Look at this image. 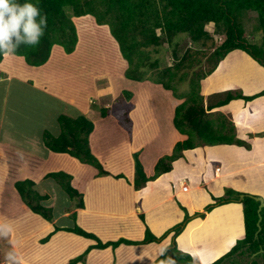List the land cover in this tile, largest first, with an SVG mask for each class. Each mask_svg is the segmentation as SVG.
I'll list each match as a JSON object with an SVG mask.
<instances>
[{
  "label": "crops",
  "instance_id": "obj_1",
  "mask_svg": "<svg viewBox=\"0 0 264 264\" xmlns=\"http://www.w3.org/2000/svg\"><path fill=\"white\" fill-rule=\"evenodd\" d=\"M6 57L8 56H5L1 63ZM44 65L26 67L36 70ZM73 70L80 79L89 76L91 72L83 62L73 67ZM14 77L16 76L7 75L5 70L0 68V89L6 86L5 89L9 91L11 79ZM29 77L31 78L30 75H25V78H19L18 81L27 83ZM33 79L34 87L41 83L39 79L35 77ZM50 82L57 80L54 81L51 77ZM46 88L45 86L44 89ZM6 90L0 91L3 94L0 111L1 199L10 196L15 200L19 210L25 211L27 206L22 202L17 190H14L15 181L29 178L36 186L38 182L47 180L45 175L48 172L64 171L72 176L71 183L82 194L84 203L83 208L75 207L73 211L65 212L64 215L69 217L70 213L76 212V221L87 230L94 231L92 233L102 241L121 237L141 240L144 237L145 225L156 236H160L183 220L185 214L179 205L185 207L189 220L176 238L177 247L190 254L195 264L213 262L225 254L237 239L243 238L241 203L217 205L206 212L204 217H200L199 213H203L204 207L214 202L212 196H222L227 187L242 194L248 192L254 196L264 197V94L251 100L233 99L209 111L211 114L221 113L227 116L235 127L236 137L249 144V148L235 144H220L202 145L185 150L182 157L172 162L170 171L162 173L154 180L148 181L143 188L135 190L132 184L133 154L140 153L145 172L150 176L154 173L153 166L158 157L171 154L174 144L186 138V135L181 134L173 125L174 109L182 102L180 99L175 98L173 101L168 127L152 133L151 128L144 127V130L139 132L137 128L134 129V124L131 127L132 134L129 135L126 127L119 123L113 112L102 117L99 111L95 112L94 117H90L92 97L88 88L85 92L77 91L76 96L72 95L67 99L59 94L55 96L66 107L72 109L74 112L72 117L84 115L92 119L94 128L89 136V145L101 164L102 159L111 155L112 151L115 155L121 154L117 157L116 169L125 168V171L104 168L109 174L99 176L98 170L93 166L81 163L66 153L48 150L42 141V133L45 130L42 129V123L37 129L18 128L16 130L18 133L8 131V125L2 123L7 107ZM121 90L103 108H111ZM263 90L264 67L240 49L229 52L216 69L200 82V93L205 97L226 91H239L244 96H252ZM132 102L134 108L130 112L131 120L133 112L138 108L133 97ZM60 114L56 113L50 122L55 125L53 135L60 133L57 121ZM25 117L24 121H34V117ZM156 134H161L160 140L153 138ZM141 135H144L143 139L149 140V143L141 141L139 138ZM122 151H125V154ZM117 174H121L122 177L116 178ZM183 184L188 185L187 190H182ZM40 194L48 195L46 188ZM49 199L50 197L47 200ZM33 217L32 220H36ZM1 219L0 222H6L5 218ZM11 220L9 222L14 230L7 240L12 250L13 243L15 244V251L21 257L22 264H66L95 243L93 240L66 231H57L48 241L42 243V239L52 232L55 226H66L56 225L55 217L53 222L47 221V224L37 218L39 224L37 221L34 222L37 225L34 224L29 234L19 226L20 221ZM170 242L171 236H168L158 243L121 244L113 249L94 248L89 251L84 262L77 264H151Z\"/></svg>",
  "mask_w": 264,
  "mask_h": 264
},
{
  "label": "trees",
  "instance_id": "obj_2",
  "mask_svg": "<svg viewBox=\"0 0 264 264\" xmlns=\"http://www.w3.org/2000/svg\"><path fill=\"white\" fill-rule=\"evenodd\" d=\"M42 12L47 15L48 26L41 42L36 47L21 46L15 55L24 58L27 65L40 67L47 63L54 45H60L68 54L75 50L78 35L73 17L91 15L99 25H108L110 33L117 41L121 55L128 62L125 76L133 81L152 79L149 72H156L154 81L166 90L172 91L177 99H182L174 109L173 125L186 138L178 140L171 154L160 157L153 166L154 173L147 176L140 153L135 152L134 178L135 190L143 188L150 180L171 169L173 161L182 157L185 150L202 145L235 144L249 148L250 145L236 137L233 123L221 113H209L215 107L222 106L237 98L251 100L264 94V90L252 96H244L239 91H226L207 97L200 93V82L210 75L219 62L231 51L240 49L248 53L264 67V0H40ZM248 11L256 14L257 30L261 34L258 42H249L243 28L244 15ZM213 23V34L221 36V40L205 58L209 64L202 71V57H195L202 49L194 51L181 46V36L189 41L207 46L213 41L211 32L206 26ZM179 37V38H178ZM167 44L171 49L172 64L159 68V61L152 58L155 50ZM204 57V56H203ZM4 56H0V63ZM55 58V56H54ZM53 58V60H55ZM52 60V61H53ZM51 61V63H53ZM50 63V64H51ZM152 79V80H153ZM187 81V92L178 93L174 83ZM133 93L122 89L114 102L115 116L122 126L131 129L130 112L134 108ZM111 108H101L100 115L107 116ZM60 133L53 135L44 130L42 141L44 146L55 153H66L81 163L89 164L98 170V175H108L99 159L92 153L89 136L93 131V122L84 115L72 117L60 114L57 117ZM122 177L121 174L115 175ZM45 178L57 183L70 199H77L76 208H83V196L72 185V176L64 171L48 172ZM14 186L23 203L34 214L48 222H53L54 214L51 207L45 204L47 194H40L35 189V182L29 178L17 180ZM242 194L234 189L226 188L220 197H213V203L204 207L200 217H204L217 205L239 202L242 205L244 236L237 239L234 245L222 256L209 264H264V207L261 210V229L258 231L257 208L259 202L253 197ZM181 222L156 236L145 225L144 237L141 240L118 238L102 241L96 234L88 232L76 223V212L69 214L74 220L71 226H55L43 239L45 243L57 231H66L93 240L81 254L70 259L66 264L84 262L91 249L116 248L121 244L139 245L158 243L171 235V242L151 264H194L193 257L177 247L176 238L189 220L185 207ZM144 221V217L141 215ZM257 236L255 237V234ZM1 263V255H0Z\"/></svg>",
  "mask_w": 264,
  "mask_h": 264
},
{
  "label": "rangeland",
  "instance_id": "obj_3",
  "mask_svg": "<svg viewBox=\"0 0 264 264\" xmlns=\"http://www.w3.org/2000/svg\"><path fill=\"white\" fill-rule=\"evenodd\" d=\"M73 22L77 29L78 42L72 53L68 54L64 51L62 46L55 45L52 48V53L48 62L44 67L36 70L28 69L24 58L17 55L8 56L3 63H0L1 70H5L7 75L16 76L11 79L9 91L5 89L6 86L0 89V91H7L5 120L2 121L5 126L8 125L7 130L16 132L18 128L24 130L37 129L42 123V129L53 133V131H55V125L50 122L55 118L56 113L60 112L61 114L63 113L69 116L74 115L72 109L66 107V105L55 98V96L57 97L59 94L61 97L67 99L72 95L76 96L75 94L77 91L85 92L86 88H88V92L92 97L89 111L90 117H94L96 115L95 112L98 113L101 111V108L105 107L104 105L109 103V100L114 95H117L119 90L128 89L133 93L134 103L138 106L137 111L133 112L132 126L135 124L133 126L134 129L137 128L139 132H142L144 127L151 128L152 133L156 130L160 132L158 131L159 129L168 127L175 97L172 91L166 90L162 85L154 81L153 78L157 77L156 72L148 73V75L152 76L153 80L148 79L129 83L128 80L130 79L125 76V71L129 66L128 62L121 55L119 45L110 33L108 25L97 24L94 17L91 15L73 17ZM205 28L211 32L213 36V41H210L205 47L192 43L186 36L179 35L181 39L184 38L181 40V46H183V48H191L193 54H195L194 51L202 49L200 54H195V57H202L203 59L202 69H200L201 72L209 68V64L205 61V58L213 50L210 46H215L221 40V36L213 34V23L208 24ZM243 28L245 37L249 42H258L260 40L261 34L257 30L256 14L254 12L248 11L245 13ZM151 54L153 59L159 61V68L170 65L173 62L171 58V49L166 43L162 47L155 50L152 49ZM53 58L55 60H53ZM51 61L53 63H51ZM81 62H83L88 69H91L89 76L83 79L78 78L73 70V67ZM25 75L31 76V78L29 77L27 79V83L18 81L19 78H25ZM100 76H103V78H99ZM34 77L39 79L43 85L39 83L38 86L34 87ZM51 77H53L54 81L57 80V82H50ZM174 85L178 93L187 92L189 89L187 81H183L179 84L174 83ZM45 86L47 87L46 89H44ZM107 86H109V88H106ZM2 96L3 94L0 92V111L2 110ZM180 101H182V99H180ZM12 107L14 109H12ZM116 109L117 108L112 106L111 112L115 114ZM17 112H19V114ZM25 116L34 117V121H24V119H26ZM90 120L92 121V119ZM97 125L99 126V124ZM126 130L129 135L132 134V128H126ZM160 135L161 134H156L153 138L160 140ZM143 137L144 135L139 137L141 141L144 140ZM145 141L149 143V140H144V142ZM125 150L127 149L125 148ZM122 152L125 154V151ZM114 155L115 153L112 151L111 155L108 157L105 156L104 160L102 159L104 168L109 170L116 169L115 163L117 162V157L121 154L115 155L116 157ZM162 156L164 155L159 156L158 159ZM145 163L148 164L147 160H145ZM116 170L125 171V168H117ZM250 185L251 184H248V186ZM44 188H46L50 197L49 200L45 201V204L52 208L56 219V225H73L74 220L71 217L65 216L64 213L73 211L77 199H70L63 189L53 180L47 179L38 182L35 186V189L39 193H42ZM14 190L16 191L15 188ZM245 193L251 197L254 196L248 192ZM14 201L15 200L10 196L4 199L0 198V219L5 218L6 222H9L10 219L14 222V220L17 219L15 222L20 221L19 226L24 229L23 231H25L26 234H29V230H33L34 224L37 225V223H34L37 221V218H40V220H43L46 224L48 223L42 219V217L30 211L28 207L25 211L19 210ZM30 214L34 216L33 219L36 220H32ZM81 222L83 223V220ZM76 223L80 225L77 221ZM80 227L82 226L80 225ZM82 228L87 230L84 227ZM34 231L37 233L36 229ZM87 231L94 232L92 230ZM7 239L8 238L0 237V264H5V255L12 250L9 244L10 242ZM30 242L32 243L33 241L30 240Z\"/></svg>",
  "mask_w": 264,
  "mask_h": 264
},
{
  "label": "clouds",
  "instance_id": "obj_4",
  "mask_svg": "<svg viewBox=\"0 0 264 264\" xmlns=\"http://www.w3.org/2000/svg\"><path fill=\"white\" fill-rule=\"evenodd\" d=\"M40 0H0V56L15 55L21 46L36 47L48 26ZM10 222H0V237L9 238L13 232ZM5 264H22L13 250L5 255Z\"/></svg>",
  "mask_w": 264,
  "mask_h": 264
},
{
  "label": "water",
  "instance_id": "obj_5",
  "mask_svg": "<svg viewBox=\"0 0 264 264\" xmlns=\"http://www.w3.org/2000/svg\"><path fill=\"white\" fill-rule=\"evenodd\" d=\"M246 194H240L238 196V201H240ZM256 201L259 202L258 208H257V212H258V221H257V227H258V231L261 229L260 226V221H261V210L264 207V197L261 196H252ZM257 233L255 234V237L257 236Z\"/></svg>",
  "mask_w": 264,
  "mask_h": 264
},
{
  "label": "built area",
  "instance_id": "obj_6",
  "mask_svg": "<svg viewBox=\"0 0 264 264\" xmlns=\"http://www.w3.org/2000/svg\"><path fill=\"white\" fill-rule=\"evenodd\" d=\"M187 188H188V185L187 184H183L182 185V190H187Z\"/></svg>",
  "mask_w": 264,
  "mask_h": 264
},
{
  "label": "bare ground",
  "instance_id": "obj_7",
  "mask_svg": "<svg viewBox=\"0 0 264 264\" xmlns=\"http://www.w3.org/2000/svg\"><path fill=\"white\" fill-rule=\"evenodd\" d=\"M20 94V93H19Z\"/></svg>",
  "mask_w": 264,
  "mask_h": 264
}]
</instances>
